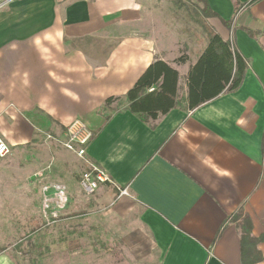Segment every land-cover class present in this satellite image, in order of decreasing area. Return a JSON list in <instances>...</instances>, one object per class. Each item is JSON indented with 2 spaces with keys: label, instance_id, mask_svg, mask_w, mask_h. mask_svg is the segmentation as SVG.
Returning a JSON list of instances; mask_svg holds the SVG:
<instances>
[{
  "label": "crops",
  "instance_id": "crops-1",
  "mask_svg": "<svg viewBox=\"0 0 264 264\" xmlns=\"http://www.w3.org/2000/svg\"><path fill=\"white\" fill-rule=\"evenodd\" d=\"M206 2L219 17L210 28H224L225 40L234 33L248 61L243 84L150 123L129 111L126 95L162 60L179 71L187 97V75L207 46L205 17H191L188 3L168 10L159 0H24L0 14V136L12 150L0 158V204L42 206L45 187H73L62 161L80 177L83 163L47 137L61 139L81 120L95 134L89 158L129 193L102 186L93 198L100 212L116 205L120 218L132 213L150 239L139 264H243L245 219L264 264V0L240 11L233 33L222 21L250 0ZM182 53L189 61L177 66ZM110 98L123 104L113 113ZM41 141L62 151L39 158ZM0 264L18 263L0 252Z\"/></svg>",
  "mask_w": 264,
  "mask_h": 264
},
{
  "label": "rangeland",
  "instance_id": "rangeland-1",
  "mask_svg": "<svg viewBox=\"0 0 264 264\" xmlns=\"http://www.w3.org/2000/svg\"><path fill=\"white\" fill-rule=\"evenodd\" d=\"M23 1L0 0V14H4L12 4ZM55 1L58 3L60 0ZM159 1L166 4L168 10H175L174 3L178 0ZM195 4L203 8L201 3L188 2L189 15L200 20L203 15L195 9ZM208 21L205 18L206 41V28L211 27ZM215 29L218 30V27ZM224 30H219V35H224ZM115 103L109 113L123 106L122 101ZM52 146L41 141L34 147L35 153L39 158L48 160L49 155L62 151L61 147L57 151ZM62 162H67L70 171L63 170L61 173L70 181L74 180L73 187L67 186V208L58 217L47 219L41 214L43 203L41 206L18 200L0 204V207L6 208L0 210V252L7 253L18 264H139L147 252L144 249L150 244V239L140 230L136 218L132 213L120 218L116 215V205L101 213V207L93 198L87 200L79 192L76 182L80 181V175L76 166L67 159ZM29 178L32 179L33 175Z\"/></svg>",
  "mask_w": 264,
  "mask_h": 264
},
{
  "label": "trees",
  "instance_id": "trees-1",
  "mask_svg": "<svg viewBox=\"0 0 264 264\" xmlns=\"http://www.w3.org/2000/svg\"><path fill=\"white\" fill-rule=\"evenodd\" d=\"M192 1L203 5V8L196 4L194 7L206 19L219 18L210 9L206 0H178L180 3ZM260 1L250 0L244 5L236 3L234 19L230 22L222 21L223 25L233 33L236 30L234 23L240 11ZM206 34L207 46L187 75V97L184 99L181 96L179 71L162 60H156L126 95L128 109L132 114L137 115L145 123L155 122L181 107L183 102L188 111H194L223 94L240 89L249 64L235 43L234 33L228 40L222 38L212 28H206ZM248 34L255 37L252 32L248 31ZM188 61V56L182 53L175 64L181 66ZM120 101V98H110L106 101V107ZM257 245L258 240L251 236V223L249 219H245L242 227L243 264H257L262 261Z\"/></svg>",
  "mask_w": 264,
  "mask_h": 264
},
{
  "label": "built area",
  "instance_id": "built-area-1",
  "mask_svg": "<svg viewBox=\"0 0 264 264\" xmlns=\"http://www.w3.org/2000/svg\"><path fill=\"white\" fill-rule=\"evenodd\" d=\"M48 140L55 141L67 152L75 155L84 166L79 181L81 194L87 200L94 198L102 186H112L119 191L120 197L128 196V190L119 188L111 175L100 165L92 161L88 156V148L94 140V133L88 124L81 120L71 122L66 128L63 138L57 139L48 135ZM11 147L0 136V158L11 155ZM44 178V171L38 173L36 180ZM69 205L67 187L61 184H53L44 188L43 215L45 218H56Z\"/></svg>",
  "mask_w": 264,
  "mask_h": 264
}]
</instances>
